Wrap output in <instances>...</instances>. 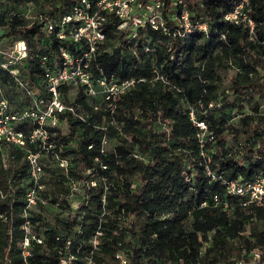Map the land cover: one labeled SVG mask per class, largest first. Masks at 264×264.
Returning a JSON list of instances; mask_svg holds the SVG:
<instances>
[{"label": "trees", "instance_id": "1", "mask_svg": "<svg viewBox=\"0 0 264 264\" xmlns=\"http://www.w3.org/2000/svg\"><path fill=\"white\" fill-rule=\"evenodd\" d=\"M166 1L169 12L172 0ZM241 1L189 0L192 20L208 22L209 32L197 31L185 39H173L147 26L139 30L134 46H129V29L118 28L120 19L111 14L103 20L106 40L97 51V60L90 61L91 69L96 76L103 70L109 79L114 75L136 82L117 105L114 123L103 97L100 101L99 95L88 94L82 84L63 88L66 102L70 91H74L71 104L85 112L91 123L66 112L53 128L59 134L61 122L67 126L68 133L60 136L67 145L62 153L68 156L70 152L79 170L71 166L66 177L56 165H49L48 183L53 195L49 206L55 204L61 192L59 182H69L70 186L77 179L85 186L89 202L82 209L87 214L93 207L100 211L103 185L100 182L89 189L86 183L106 174L111 186L106 197L111 206L118 208L112 221L106 215L105 220L94 216L91 222L88 215L82 220L69 216L66 228L74 229V235L51 226L40 210L46 207L39 208L32 223L44 239L43 243L33 241V254L28 258L31 263L59 264L68 243L72 252L79 246L90 251L97 231L109 226L105 237L98 234L99 242L92 254L97 264H118L116 254L125 247L129 248L124 255L129 264H148L159 258L173 264H264V205L244 204L245 197L227 189L228 181L264 177V75L258 69L264 68V0H249L245 6L254 21L253 30L249 22L234 24L223 19ZM77 2L0 0V22L4 24L0 40L10 43L23 37L28 41L33 57L18 67L23 81L39 96L48 97L41 56L48 55L52 65L63 60L61 47L74 56L83 50L79 43L49 33L42 21L20 14L31 6L32 12L56 20L70 13ZM224 58L238 68L230 93L235 99L218 95V71ZM157 68L166 74L169 84L155 80ZM0 81L3 95L10 102L8 90L14 92L19 86L1 64ZM211 102L215 105L210 106ZM30 103L13 108L10 102V110L30 108ZM245 105L250 108L248 112L243 111ZM191 108L214 135L212 140L206 137L204 146L210 159L201 152L200 128L190 118ZM238 108L244 113L242 127L231 122L240 113ZM103 121L109 127L107 142L112 137L118 140L105 153L101 152L104 130L94 127ZM18 127L27 133L31 130L28 123ZM229 132L234 134L235 147L229 143ZM134 152L145 159L136 158ZM27 153L16 144L0 142V264L25 262L21 243L25 236L22 225ZM102 163L108 168L103 170ZM121 213L131 216L128 226L119 224ZM256 253L261 257L257 258ZM82 257L77 256L76 264H85Z\"/></svg>", "mask_w": 264, "mask_h": 264}, {"label": "built area", "instance_id": "2", "mask_svg": "<svg viewBox=\"0 0 264 264\" xmlns=\"http://www.w3.org/2000/svg\"><path fill=\"white\" fill-rule=\"evenodd\" d=\"M166 2V0L147 2L142 0H96L95 2L79 0L72 7L70 13L56 20L51 19L45 13L32 12L31 6H28L24 13H18L32 20L42 21L49 33L55 34L61 40L77 42L80 45L79 49L83 50L82 54L74 56L67 49L61 47L63 60L56 61L52 65L49 64L48 55L41 56L40 64L44 69V92L48 97L37 95L20 76L19 64L33 57V50L28 41L23 37H17L10 43L2 44L0 42V56L2 57L0 64L2 68L10 73L19 88L21 87L32 100L30 108L11 111L10 102L3 95L0 81V94L2 92L0 95V142L16 144L28 150L26 155L28 171L23 199L24 223L22 225L25 236L21 243L25 259L24 264H33L28 259L33 254V241L43 243L44 238L40 235L37 226L33 225L32 216L35 212H39V208L47 207L53 203L52 188L48 183L50 178L49 165H56L60 169V173L66 177H69L70 173L69 158L62 153L63 148L67 145H64L62 138L53 128L59 124L61 116L66 112H72L79 121L91 123L85 112L65 101L63 88L71 84H82L88 94L92 96L102 95L107 102L105 107L109 111L111 123H114V112L117 105L136 82L135 79H117L114 75L109 79L103 70H101L100 75L96 76L94 70L91 69L90 61L92 59L97 60V51L106 40L103 20L108 15H116L120 19L118 28L129 29L126 36V42L129 46H134L133 41L139 36V30L147 26L173 39H185L197 31L208 34V22L192 20V13L188 6L189 0H172L173 8L169 12H166ZM248 2L249 0H242L234 10L226 13L223 19L234 24L249 22L251 30H253L254 21L245 9ZM3 27L4 24L0 22V30ZM149 49L146 48L147 51ZM134 51H136L135 48ZM163 81L167 84L170 83L167 79ZM214 105L215 102L210 103V106ZM190 118L200 128L198 137L202 148L201 152L210 159L204 146L206 137L212 140L214 135L209 131L208 123L198 119L193 108L190 110ZM20 123H28L31 130L27 133L20 129L18 127ZM94 127L104 130L101 152L105 153L109 127L104 121L94 124ZM92 146V144L89 145L90 148ZM133 155L136 158L145 159L139 152H134ZM101 166L103 170L108 168L103 163ZM206 168L208 173L212 175L213 172L208 165ZM90 172L88 170V173ZM84 182L86 183V181ZM100 182L104 188H109V177L106 174L91 179L86 185L87 188L93 189ZM80 183H82L80 180L74 179L70 185L73 189H77ZM227 189L232 194L245 197L244 204L254 202L257 205H264V177L247 182L228 181ZM102 200L104 207L106 194L103 195ZM54 203L57 206L61 204L58 200ZM81 205L80 207H82ZM83 205H89V202L85 201ZM77 208L72 210L71 217H77L79 220L84 219L86 216L81 212L86 211ZM79 231L82 232L81 229ZM99 233L100 231H97L92 243L94 247L90 251H85L82 246H79L76 252H72L70 243H68L59 264H76L78 255H83L82 259L86 261L85 264H97L93 260L92 254L97 248L96 240ZM116 257L119 260L118 264H129V260L121 252H118ZM256 257L260 258L261 256L256 253ZM217 264L225 263L219 262Z\"/></svg>", "mask_w": 264, "mask_h": 264}, {"label": "rangeland", "instance_id": "3", "mask_svg": "<svg viewBox=\"0 0 264 264\" xmlns=\"http://www.w3.org/2000/svg\"><path fill=\"white\" fill-rule=\"evenodd\" d=\"M2 42V44L4 43L3 40H0ZM219 52V50L217 51V53ZM216 62H220V60H216ZM221 64V68H219L218 71V95L220 98H222V96L224 95H228L230 97H232V99H235V97L230 94L231 93V88L233 86V78L236 76L237 72H238V68L237 66H232L230 63V60L228 58H224L223 62L220 63ZM259 73L261 75H264V68L263 67H259ZM157 75L155 80H159V81H163L164 79H167L166 74H164L162 72V70L160 68H157ZM15 92V93H14ZM14 92L11 90H8V96H10V102L13 106V108L15 107H22V106H29V102H32V100H30V98L27 96V94L21 90L20 88H14ZM230 94V95H229ZM99 100H102V95H99ZM12 98V99H11ZM75 100V93L74 91H70L69 95H68V102L69 103H73ZM32 103H30L31 105ZM240 112L238 114L235 115V117H233V119L231 120L232 124L238 126V127H242V122H241V117L244 115V113L241 111L240 108H238ZM250 110L248 105H245V108L243 109L244 112H248ZM263 110V108H262ZM233 114V113H232ZM68 133V129L67 126L65 125V123L62 121L60 124V131H59V135L61 137L65 136ZM227 138L229 140V143L235 147L237 145L236 141L234 140V134H232V132H229V134L227 135ZM118 143V140L116 137H112L105 145L106 148H108L109 150H112L115 145ZM75 144L74 142L71 143L70 145ZM68 158L70 161V168L71 166H73V168L75 170H79V168L75 165L74 162V158L73 155L69 152L68 153ZM63 180V179H61ZM49 181V180H48ZM52 181V180H51ZM136 182H138V180H135ZM120 182V183H119ZM134 182V181H133ZM54 185H56V181L55 182H51ZM67 184V186H65ZM69 182H62V183H58V185H61V189L59 191L61 192H57V196L58 199L61 202V205L57 206V205H52L46 208H42L40 209L42 211V215L45 218V220L47 222L50 223L51 226L55 227L57 230H61V231H66L67 229V233L69 234L71 232L70 235H74V229H68L67 227V221L69 219V216L72 215V210L76 209L78 206L79 208H77L78 210H83L82 207H80V205H83V202H85L86 199V195H85V186H83V183H80L78 185L77 189H73L72 186H68ZM118 184H122L121 181H118ZM118 186V185H117ZM110 183H109V188H102L103 190V195L105 196V194L107 195L109 193V191H111L110 189ZM118 199L120 200V197H116L115 200ZM114 199H112V202L115 201ZM108 202V198L106 197V205H104V207L102 206V209L96 210V207H93L94 210L92 212H89V214H87L86 212H81V214H85V216L88 215V222H91L92 217L94 216H110V220H114V210L118 208V206H111V203H107ZM81 205V206H82ZM101 217V218H102ZM102 219H107L105 217H103ZM119 224L123 225V226H128L131 222V216L125 215L123 213H121V215L119 216ZM106 229V228H105ZM103 227L99 233L100 237H105V235L108 232V229L110 230L109 226L108 228L105 230ZM99 242L98 238L96 240V244ZM207 246L209 245L206 244ZM129 251L128 247L124 248V251L122 252L123 255H127ZM148 264H173L171 261L169 260H165L164 258H159L157 262H148Z\"/></svg>", "mask_w": 264, "mask_h": 264}]
</instances>
